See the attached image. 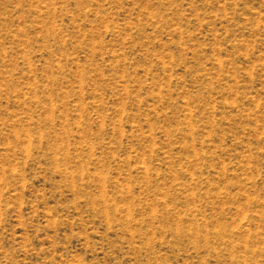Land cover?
Listing matches in <instances>:
<instances>
[{
  "label": "rangeland",
  "instance_id": "374dc122",
  "mask_svg": "<svg viewBox=\"0 0 264 264\" xmlns=\"http://www.w3.org/2000/svg\"><path fill=\"white\" fill-rule=\"evenodd\" d=\"M0 264H264V0H0Z\"/></svg>",
  "mask_w": 264,
  "mask_h": 264
}]
</instances>
